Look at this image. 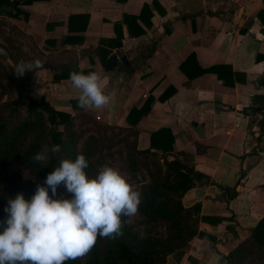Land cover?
I'll return each instance as SVG.
<instances>
[{"label": "crops", "instance_id": "crops-1", "mask_svg": "<svg viewBox=\"0 0 264 264\" xmlns=\"http://www.w3.org/2000/svg\"><path fill=\"white\" fill-rule=\"evenodd\" d=\"M144 3L149 25L136 20L143 32L130 34L136 27L122 17H137ZM16 6L26 17L0 15V27L18 29L44 62L30 72L26 97L71 118L132 130L136 150L192 167L202 178L180 202L197 206V230L205 237L193 236L164 264H225L264 215V0H17ZM117 35L127 65L105 71L95 48L100 38ZM71 71L100 73L112 101L73 109L70 101L78 106L80 93Z\"/></svg>", "mask_w": 264, "mask_h": 264}, {"label": "trees", "instance_id": "trees-1", "mask_svg": "<svg viewBox=\"0 0 264 264\" xmlns=\"http://www.w3.org/2000/svg\"><path fill=\"white\" fill-rule=\"evenodd\" d=\"M16 4L17 0H12L7 6L0 4V15L15 18L18 14H22L25 18V13ZM152 4L156 6L154 2ZM144 15L147 17H143ZM150 15L148 5L144 3L137 17L124 15L122 22L134 23L136 29L131 33L129 28L128 33L138 35L143 32V29L136 26L135 21L139 20L147 27ZM2 25L3 22L0 20V26ZM117 25L118 23L114 24V28ZM120 39V35L115 38L99 39L95 54L100 64H104L111 49L120 48ZM4 49L8 52L12 65L10 76L5 71L2 73L7 75V80L16 92H23V81L28 78L31 71L26 72L22 77H16L13 70L18 61L5 47ZM70 104L73 109L78 108L74 101H70ZM71 121L69 113L55 110L44 100L35 101L30 97L26 98L25 114L19 113L11 104L5 115L0 116V221H4L7 216L4 209L8 200L14 199L17 195L16 188H9L13 183L3 171L5 164L12 157H17L22 166L35 174L37 184H43L46 176L59 165L61 157L74 160L77 154H83L88 160L89 167L85 169L88 176L96 175L97 160L100 157V152L97 150L99 141L93 135H89L78 146L77 138L72 132ZM95 122L101 127H108L98 121ZM57 126H61V129H57ZM124 131L126 136L129 132L134 135L132 130ZM25 141L26 144L23 145ZM56 144L61 146L60 153H49V160L43 164L33 162L32 156L36 152L46 145L51 147ZM132 149L136 153L153 154L147 149L136 150L133 140ZM157 171L159 175L153 181L141 184L137 189L142 193L143 201L138 213L149 222L165 223L168 229L167 236L155 238L144 235V238L140 239V234L133 232L130 226L126 225L121 238L112 241L98 236L96 244L86 256L66 261L65 264H164L169 253L184 248L193 236L205 237L197 230V206L185 208L180 202L184 192L202 176L183 160L176 158L168 160L163 157ZM49 194L51 195V192ZM32 195V190L26 192L25 199H29ZM244 250H254L264 256V215L256 221L248 235L228 251L225 255V264H240Z\"/></svg>", "mask_w": 264, "mask_h": 264}, {"label": "clouds", "instance_id": "clouds-1", "mask_svg": "<svg viewBox=\"0 0 264 264\" xmlns=\"http://www.w3.org/2000/svg\"><path fill=\"white\" fill-rule=\"evenodd\" d=\"M43 63L39 58L21 60L13 71L22 77L28 71L43 69ZM69 79L79 90L81 109H102L113 99L104 93L98 72L71 71ZM61 151L58 144L46 145L32 160L43 164L49 160V153ZM88 167L83 154H77L74 160L61 157L29 199L17 193L8 200L4 209L7 216L0 221L4 225L0 264H65L86 256L98 236L112 241L123 236L124 226H131L139 212L142 193L116 168L102 166L89 177L85 172ZM60 187L67 197L58 195Z\"/></svg>", "mask_w": 264, "mask_h": 264}, {"label": "rangeland", "instance_id": "rangeland-1", "mask_svg": "<svg viewBox=\"0 0 264 264\" xmlns=\"http://www.w3.org/2000/svg\"><path fill=\"white\" fill-rule=\"evenodd\" d=\"M6 26V25H5ZM0 46L5 47L13 58L18 62L32 61L38 58L35 49L31 46L30 41L13 26L7 28L0 27ZM12 63L8 62V69L0 63V116L5 115L7 108L13 104L19 113L25 114L26 106V85L27 79H23V92H16L14 87L10 85L7 80V75L10 76V67ZM2 67V68H1ZM5 71L7 75L2 73ZM16 75V74H15ZM17 77V75H16ZM21 80V79H20ZM21 95V96H19ZM21 97V98H20ZM71 128L74 136L77 138L78 146L81 145L84 138L93 135L98 139L97 150L100 152V157L97 160V170L102 166H111L118 169L129 183L134 188L138 189L141 184H147L153 181L158 175L157 168L161 165L163 157L155 153H136L132 149L133 135L126 136V132L120 128L108 126L106 128L96 124L95 121L76 116L71 118ZM61 129V126H57ZM26 144V141L23 145ZM4 173L9 176L13 184L9 188H16V193H23L26 198V192L32 190L35 192V185L37 178L35 174L24 166H22L17 157H12L8 160L3 168ZM58 195H64L65 189L60 187ZM4 226L0 225V232L3 231ZM130 229L137 233L152 236L155 238H163L168 234V229L163 222H149L143 218L139 213L134 218L133 224ZM240 264H264V256L254 250H244Z\"/></svg>", "mask_w": 264, "mask_h": 264}, {"label": "water", "instance_id": "water-1", "mask_svg": "<svg viewBox=\"0 0 264 264\" xmlns=\"http://www.w3.org/2000/svg\"><path fill=\"white\" fill-rule=\"evenodd\" d=\"M8 62L9 54L3 47L0 46V63L4 64L6 66V69H8ZM118 63L122 64L123 66L127 65L126 58L120 48L114 50V52L106 58L103 64V69L105 71H108L115 68Z\"/></svg>", "mask_w": 264, "mask_h": 264}]
</instances>
